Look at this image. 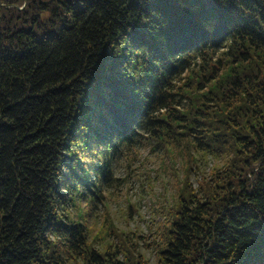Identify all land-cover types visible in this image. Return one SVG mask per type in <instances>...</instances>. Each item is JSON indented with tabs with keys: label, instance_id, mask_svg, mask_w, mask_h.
Returning <instances> with one entry per match:
<instances>
[{
	"label": "trees",
	"instance_id": "trees-1",
	"mask_svg": "<svg viewBox=\"0 0 264 264\" xmlns=\"http://www.w3.org/2000/svg\"><path fill=\"white\" fill-rule=\"evenodd\" d=\"M9 3L12 8L0 12V264H43L40 238L46 227L66 230L79 241L75 229L53 225L49 215L53 203L65 199L60 177L67 184L90 183L80 175L83 165L75 156H64L71 154L69 143L75 147L72 140L83 139L91 147L130 138L133 126L161 99L159 86L182 66L189 50L217 46L231 35L234 58L264 57V3L58 0L59 23L48 26L47 37L35 34L39 0L24 10L16 0ZM232 79L228 88L235 91L244 78L233 73ZM229 95L217 89L219 98ZM250 131L255 139L245 136L238 143L247 156H264V125ZM111 152L105 145L100 154L107 161ZM95 153L93 148L90 154ZM63 164L69 173H61ZM104 172L106 163L97 168V177ZM207 196L196 208L191 207L195 197L182 199L162 253L166 264H184L185 254H194L196 264H264V178L249 191L236 173ZM94 264L102 262L94 258Z\"/></svg>",
	"mask_w": 264,
	"mask_h": 264
},
{
	"label": "clouds",
	"instance_id": "clouds-1",
	"mask_svg": "<svg viewBox=\"0 0 264 264\" xmlns=\"http://www.w3.org/2000/svg\"><path fill=\"white\" fill-rule=\"evenodd\" d=\"M0 4V12L12 8L9 0ZM29 4L32 0H16L21 10ZM58 8V0H39L33 14L37 37H47L48 26L59 23ZM210 44L185 52L187 59L166 76L159 86L161 99L133 126L130 138L114 137L111 143L94 142L91 147L83 139H73L75 147L69 143L71 154L64 156H75L83 165L80 175L90 183L73 179L67 184L60 177L59 192L65 199L59 197L49 215L53 225L75 229L79 241L67 237L66 230L46 227L40 238L43 264H94V258L102 264H166L162 253L186 195L195 197L191 207L196 208L208 199V192L225 187L233 174L239 173L249 191L264 178V156L251 158L238 143L245 136L255 139L250 129L264 125V57L254 55L242 62L234 58L231 35L217 46ZM233 73L247 81L241 80L235 91L228 88ZM217 89L231 95L219 98ZM218 136L224 139L216 144ZM105 145L112 148L107 161L100 154ZM93 148L95 155L90 154ZM242 160L248 162L239 168ZM105 163L106 172L97 177V168ZM69 172L63 164L61 173ZM184 264H196L195 255L185 254Z\"/></svg>",
	"mask_w": 264,
	"mask_h": 264
}]
</instances>
